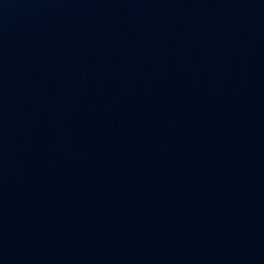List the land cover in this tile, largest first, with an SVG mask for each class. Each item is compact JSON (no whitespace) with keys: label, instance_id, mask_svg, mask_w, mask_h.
<instances>
[{"label":"water","instance_id":"95a60500","mask_svg":"<svg viewBox=\"0 0 264 264\" xmlns=\"http://www.w3.org/2000/svg\"><path fill=\"white\" fill-rule=\"evenodd\" d=\"M0 264H264V0H0Z\"/></svg>","mask_w":264,"mask_h":264}]
</instances>
